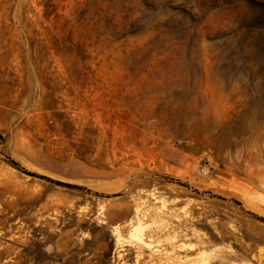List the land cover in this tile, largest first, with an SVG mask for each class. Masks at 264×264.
Returning <instances> with one entry per match:
<instances>
[{"label": "rangeland", "instance_id": "374dc122", "mask_svg": "<svg viewBox=\"0 0 264 264\" xmlns=\"http://www.w3.org/2000/svg\"><path fill=\"white\" fill-rule=\"evenodd\" d=\"M105 263L264 264V0H0V264Z\"/></svg>", "mask_w": 264, "mask_h": 264}, {"label": "trees", "instance_id": "16d2710c", "mask_svg": "<svg viewBox=\"0 0 264 264\" xmlns=\"http://www.w3.org/2000/svg\"><path fill=\"white\" fill-rule=\"evenodd\" d=\"M48 11V7H46V12ZM34 175V174H33ZM72 227H75V225L74 224H68L67 226H66V228L68 229V228H72ZM78 229V231H82V230H84V231H89L90 232V234L93 236V237H95V232L94 231H92V230H87V228H83V227H79V228H77ZM82 229V230H81ZM35 237H36V235H34ZM109 239H110V241H111V244H110V255H109V259H112V257H113V252H114V250H115V239L110 235V233H109ZM46 247H48V243H44V244H38V249H39V251H38V253L40 254V255H42V256H45L46 255V253L44 252V250L46 249ZM30 252L28 251V252H26V259H25V261H27V259L30 257V255L31 254H29ZM82 255V253H80V252H76L74 255H73V257H72V261L74 262V261H77L78 260V257L79 256H81ZM106 264V263H105Z\"/></svg>", "mask_w": 264, "mask_h": 264}, {"label": "built area", "instance_id": "2783aa9c", "mask_svg": "<svg viewBox=\"0 0 264 264\" xmlns=\"http://www.w3.org/2000/svg\"><path fill=\"white\" fill-rule=\"evenodd\" d=\"M200 174L202 176H206L208 174V168L207 167H203L201 170H200Z\"/></svg>", "mask_w": 264, "mask_h": 264}]
</instances>
